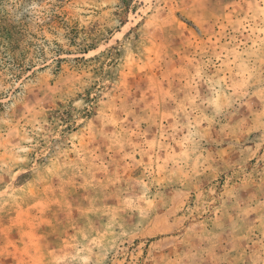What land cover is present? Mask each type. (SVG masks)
Listing matches in <instances>:
<instances>
[{"label": "rangeland", "instance_id": "obj_1", "mask_svg": "<svg viewBox=\"0 0 264 264\" xmlns=\"http://www.w3.org/2000/svg\"><path fill=\"white\" fill-rule=\"evenodd\" d=\"M0 264H264V0H0Z\"/></svg>", "mask_w": 264, "mask_h": 264}]
</instances>
